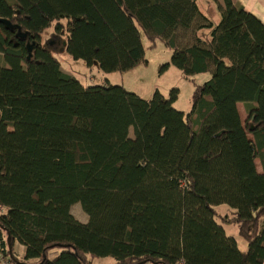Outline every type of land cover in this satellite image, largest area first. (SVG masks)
Segmentation results:
<instances>
[{
	"label": "trees",
	"instance_id": "16d2710c",
	"mask_svg": "<svg viewBox=\"0 0 264 264\" xmlns=\"http://www.w3.org/2000/svg\"><path fill=\"white\" fill-rule=\"evenodd\" d=\"M210 1L218 24L198 0H0V262L264 264V23ZM142 31L195 85L190 113L176 88L84 85L49 45L123 73L147 62Z\"/></svg>",
	"mask_w": 264,
	"mask_h": 264
},
{
	"label": "rangeland",
	"instance_id": "374dc122",
	"mask_svg": "<svg viewBox=\"0 0 264 264\" xmlns=\"http://www.w3.org/2000/svg\"><path fill=\"white\" fill-rule=\"evenodd\" d=\"M219 9H217L218 14ZM210 13L215 19L214 7L210 8ZM53 28L48 31L51 32ZM142 40L147 47L146 60L147 62L137 66L135 69L128 72L104 73L99 68V65L88 67L82 60H74L63 48L64 40L60 42H51L49 45L52 48L53 54L62 64V70L65 73L76 76L84 85H123L128 91L133 92L144 99H151L156 91H159L164 97L169 98L173 89L179 90L178 100L174 107L186 114L193 110V92L195 85L187 80L182 75V72L170 65V67L162 72L161 68L165 64L171 63L173 52L164 45L163 42H158L154 49H150L149 41L142 31ZM0 65H6L5 58L0 55ZM211 73H205L195 76L197 83L203 84L211 79ZM243 112V121L246 120L245 105L241 106ZM250 138L252 135L249 134ZM258 168L261 171V163L257 161ZM216 210L220 216L231 215V209L227 205L217 206ZM72 214L80 222H88L89 217L83 211L80 204H76L72 208ZM228 236L234 237L238 241V245L242 251H247L248 244L246 240L238 234V229L232 225H224ZM56 255V253L54 254ZM52 255V256H54ZM112 258L94 259L93 264H114Z\"/></svg>",
	"mask_w": 264,
	"mask_h": 264
},
{
	"label": "crops",
	"instance_id": "0c3cea01",
	"mask_svg": "<svg viewBox=\"0 0 264 264\" xmlns=\"http://www.w3.org/2000/svg\"><path fill=\"white\" fill-rule=\"evenodd\" d=\"M219 2L222 0H218ZM234 2L239 5L244 7V9L246 11H248L249 13H252L253 15H255L256 17H258L263 23H264V0H234ZM199 6L202 10V12L208 16L211 20L214 21V23L218 24L220 19H221V14L218 11L217 14V9L218 6L215 2L210 1V0H198ZM214 7V11H215V16L218 15V19L216 20V17H213L210 12V8ZM211 13V14H210ZM217 14V15H216ZM202 35L204 36H208V32H203ZM241 106L244 107V104L240 103L238 105L239 111H240V115L241 117H243V112L241 111ZM246 113V111H245ZM259 169V168H258ZM260 171V170H259ZM86 223V222H83ZM14 250L15 252L20 256V257H24L25 256V247L22 246L19 243H16L14 246ZM56 255L52 256V258H54Z\"/></svg>",
	"mask_w": 264,
	"mask_h": 264
},
{
	"label": "water",
	"instance_id": "95a60500",
	"mask_svg": "<svg viewBox=\"0 0 264 264\" xmlns=\"http://www.w3.org/2000/svg\"><path fill=\"white\" fill-rule=\"evenodd\" d=\"M6 24L8 25V26H10L11 25V23L10 22H6ZM18 36L21 38V39H26V37H27V34H18ZM28 51L30 52V54H31V52H32V50H33V45H31V44H28ZM11 240H10V238L8 237V244H9V248H10V251H11V249H12V246H11V242H10Z\"/></svg>",
	"mask_w": 264,
	"mask_h": 264
},
{
	"label": "built area",
	"instance_id": "2783aa9c",
	"mask_svg": "<svg viewBox=\"0 0 264 264\" xmlns=\"http://www.w3.org/2000/svg\"><path fill=\"white\" fill-rule=\"evenodd\" d=\"M0 264H11L9 261H1Z\"/></svg>",
	"mask_w": 264,
	"mask_h": 264
}]
</instances>
